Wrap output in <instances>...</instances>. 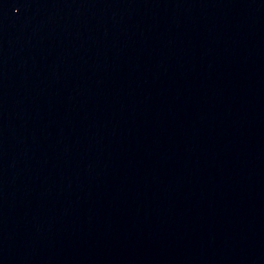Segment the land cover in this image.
<instances>
[{
  "label": "water",
  "instance_id": "95a60500",
  "mask_svg": "<svg viewBox=\"0 0 264 264\" xmlns=\"http://www.w3.org/2000/svg\"><path fill=\"white\" fill-rule=\"evenodd\" d=\"M262 2L0 0V264H134Z\"/></svg>",
  "mask_w": 264,
  "mask_h": 264
}]
</instances>
